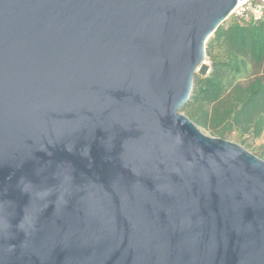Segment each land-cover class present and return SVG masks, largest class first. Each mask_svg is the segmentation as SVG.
<instances>
[{
	"label": "water",
	"instance_id": "obj_1",
	"mask_svg": "<svg viewBox=\"0 0 264 264\" xmlns=\"http://www.w3.org/2000/svg\"><path fill=\"white\" fill-rule=\"evenodd\" d=\"M239 0H0V264H264V159L181 112Z\"/></svg>",
	"mask_w": 264,
	"mask_h": 264
},
{
	"label": "trees",
	"instance_id": "obj_2",
	"mask_svg": "<svg viewBox=\"0 0 264 264\" xmlns=\"http://www.w3.org/2000/svg\"><path fill=\"white\" fill-rule=\"evenodd\" d=\"M205 52L210 69L205 75L195 73L181 110L197 126L221 138L232 131L260 136L264 130V16L247 23H221L207 39Z\"/></svg>",
	"mask_w": 264,
	"mask_h": 264
},
{
	"label": "rangeland",
	"instance_id": "obj_3",
	"mask_svg": "<svg viewBox=\"0 0 264 264\" xmlns=\"http://www.w3.org/2000/svg\"><path fill=\"white\" fill-rule=\"evenodd\" d=\"M234 20L233 15L229 14L227 18L222 22V25H227L228 23L232 22ZM205 58L206 61H203L204 65L206 66V69L203 70V68H199L196 70L195 73L200 74V75H205L208 73L210 69V61L206 55L205 52ZM244 79H241L243 81ZM181 112L184 114V112L181 110ZM199 127V126H198ZM199 129L206 135L210 136H216L218 137L215 133H213L211 130L204 128V127H199ZM224 139L230 140L232 142H235L237 144H240L244 148H246L248 151L253 153L254 155L264 159V130L260 134V136L253 138L250 135L247 134H239L236 131L232 132H227L225 134Z\"/></svg>",
	"mask_w": 264,
	"mask_h": 264
},
{
	"label": "built area",
	"instance_id": "obj_4",
	"mask_svg": "<svg viewBox=\"0 0 264 264\" xmlns=\"http://www.w3.org/2000/svg\"><path fill=\"white\" fill-rule=\"evenodd\" d=\"M230 14L239 23L258 20L264 16V0H239Z\"/></svg>",
	"mask_w": 264,
	"mask_h": 264
}]
</instances>
